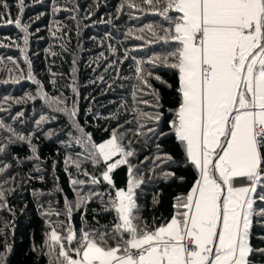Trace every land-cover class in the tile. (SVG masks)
I'll use <instances>...</instances> for the list:
<instances>
[{"label": "snow or ice", "instance_id": "6c2138e0", "mask_svg": "<svg viewBox=\"0 0 264 264\" xmlns=\"http://www.w3.org/2000/svg\"><path fill=\"white\" fill-rule=\"evenodd\" d=\"M69 4L72 6L53 0V16L69 12L70 19L77 21L80 7L72 0ZM15 6L17 14L13 17L9 0H0V25H14L21 34L17 39L0 38V48L18 49L27 67L21 69L12 57H7V62L0 58V70L10 76L0 83L18 84L28 80L37 87L35 95L27 93L21 99L6 97L4 103L43 100L53 112L68 118L67 139L61 142L63 147L66 150L73 146L79 148L75 155L66 153L63 161L75 199L64 194L63 210L53 209L50 204L42 213L47 218L65 217L55 223L50 219L46 221L49 231L45 233L44 243L49 264H264V0H124L117 13L125 7L140 13L150 12L162 17L168 25L148 24L139 31H147L150 38L137 35L135 39L146 43L162 42L172 48L147 61L131 57L139 82L133 98L137 99V92L150 96V100L141 98L138 102L152 111L134 108L133 120L127 121L135 124L134 130L121 132L124 125L105 128L108 136L99 142L80 124L77 100L73 99L69 105V98L58 88V95H50L45 84L33 74L27 54L31 23L23 21L25 0H16ZM99 6L97 3L96 9ZM94 15L90 6L84 18L91 19ZM111 22V18L97 21ZM64 27L54 20L49 26L52 37L64 40L67 36L63 33ZM128 35H132L131 29ZM110 38L111 34H106V39ZM100 46H104V41H100ZM60 47L67 51L64 44ZM107 47L115 55L116 49L111 44ZM47 51L52 57L58 55L51 49ZM101 59L108 60L104 52L93 61L97 68ZM127 59L129 52L126 50L119 63ZM116 63V60L108 62L104 71L114 68ZM144 63L171 71L175 85L147 71ZM72 64V80L67 87L78 97L75 59ZM62 75L49 68V82L53 88L57 86V77ZM99 79L103 81L104 78ZM151 80L160 88L154 87ZM161 89L171 93L172 107L165 109ZM3 111L7 109L0 106V112ZM23 116L24 113L19 112L12 119L20 120ZM55 119V116L40 115L35 129L28 135L17 132L15 127L0 119V131L6 133L0 140V156L10 155V144H27L31 152L27 159L37 162L36 173L43 172L40 165L44 161L33 138L43 124ZM105 119L118 120L119 116L113 113ZM164 122L167 131L162 127ZM54 134L58 135L50 131L45 137L51 139ZM129 135L155 137L156 140L171 136L182 150V161L176 162L172 154L156 143L154 155L145 156L140 162V165L150 162L149 173L155 175L157 168L169 163L193 170L191 186L186 193L174 197L168 219L158 221L153 217L149 222L139 214L137 190L145 183V176L140 165L133 163L138 153ZM13 160L21 163L18 157ZM11 167V163L0 160V176ZM55 167L53 162V172ZM122 167L127 169L126 182L124 187H117L113 174ZM36 178L44 180L43 175ZM160 178L166 182H185V177L174 171H162ZM54 180V192L63 193L59 178L54 177ZM13 182L14 176L0 180V210L12 211L6 192L15 189H5L4 185ZM101 186L106 191L95 190ZM85 188L90 190L85 192ZM161 195H153V205L160 203ZM97 200L100 211L92 209L94 223L90 224L87 208ZM74 211L84 213L81 215L83 226L79 229L72 223ZM104 215H111L112 219L101 224L98 217ZM0 235H4L3 229ZM0 247L3 248L0 264H7L11 247L6 240Z\"/></svg>", "mask_w": 264, "mask_h": 264}, {"label": "trees", "instance_id": "16d2710c", "mask_svg": "<svg viewBox=\"0 0 264 264\" xmlns=\"http://www.w3.org/2000/svg\"><path fill=\"white\" fill-rule=\"evenodd\" d=\"M55 2L72 6L69 4V0H55ZM123 2L124 0H72V3L78 4L80 7L77 21H73L70 19L71 13L69 12H61L53 16L51 11L53 0H42L41 3L25 0L26 8L23 21L31 23L27 54L32 62L33 74L45 84V90L50 95H58L59 92L56 90L58 88L65 97L69 98V105L73 99L77 100L79 122L86 131L93 135L97 142L107 138L108 133L104 131L105 128L111 129L118 125H124L120 129L121 132L129 129L134 130L135 124L127 123V121L133 120L134 108L152 111L151 108L138 102L141 98L150 100V96H142L141 93L137 92V99L134 100L133 98V92L137 89L139 82L135 78L136 64L131 57L147 61L154 55L166 53L172 48L171 45L162 42L146 43L143 40L135 39L137 35H143L146 39L150 38L147 31L144 33L139 31L148 24H164L165 27L168 25L162 17L150 12L140 13L125 7L122 12L117 13V8ZM15 3L16 0H9L13 17L17 14ZM97 3L100 5L98 9H96ZM90 6L95 11V15L91 19H85ZM37 16L40 19L37 20ZM101 18L104 20L111 18L112 22L97 23ZM54 20L66 26L63 28V33L67 34L64 40L52 37L49 26ZM77 23H79V32H77ZM129 29L132 30L131 36L128 35ZM109 33L111 38L106 39V34ZM20 35L19 30L14 25H0V38L17 39ZM100 41H104L103 47L100 46ZM5 42L7 41L5 40ZM61 44L66 46L67 51L60 47ZM108 44L116 49L115 55L108 51ZM49 49L57 52L58 55L50 56L47 51ZM126 50L129 52V59L119 63ZM100 52H104L108 60L101 59L99 61L100 67L97 68L93 61L97 59ZM7 57L17 60L20 68L26 70L27 66L24 64L18 49L15 47L0 48V58H4L7 62ZM73 59L76 60L75 79L79 92L78 97L73 94L71 88L67 87L72 80ZM113 60L117 61L115 67L105 72L106 64ZM8 66L11 67V64ZM143 66L147 71L159 74L175 85L176 81L171 71L164 68H153L147 63H144ZM49 68L52 72L63 74L62 77H57L56 88H53L49 82ZM101 76L104 78L103 81L99 79ZM4 79H10V76L7 72L0 70V80ZM151 83L154 87L160 88L155 80H151ZM36 87L28 80H22L18 84L0 83V106L7 109V111L0 112V119L15 127L17 132L25 135L33 132L35 121L42 114L56 117L55 120L43 124L33 138V143L38 146L39 154L44 161L40 165L44 169L43 172L36 173L34 168L37 162L27 159L31 155L27 144L20 142L10 144L8 149L10 155L0 156V160L12 164L9 171L4 176H0V180L6 179L8 176L15 177V182L4 185L5 189H15L11 193L6 192L7 203L12 211L0 210V229H3L4 232V235H0V246L6 240L11 247V251L7 253V264H49V257L46 255L47 247L44 243L46 240L45 233L49 231L46 221L50 219L55 223L58 220H65V217L61 215L60 217L47 218L42 213L49 208L50 204L53 209L63 210L64 194H67L69 199H75L68 182V176L64 171L63 161L66 153L75 155L79 148L73 146V148L66 150L61 143L67 139L68 118L62 113L53 112L40 99L22 104L11 101L4 103L6 97L21 99L27 93L35 95ZM161 91L164 94L165 109L172 107L171 93L164 89ZM19 112H23L24 116L20 120L14 121L12 117H15ZM113 113L118 114V120L105 119ZM165 115L169 116L167 111H165ZM162 127L164 131L168 130L166 122L162 124ZM50 131L58 133V135H52L51 139L46 138L45 133ZM5 135L6 133L0 131V140ZM128 138L133 140L138 153L137 157L133 158L134 164L140 165L145 156H153L156 143H160L166 152L172 154L176 162L182 161V150L177 147L174 137L169 136L156 140L155 137L149 139L148 137L137 138L129 135ZM13 157H18L21 163L17 164ZM53 162L56 165L54 172L52 170ZM87 167L90 171L92 170L90 166ZM140 167L145 176V183L137 190L139 214L149 222L153 217H156L158 221L170 218L174 197L188 191L193 181V170L187 166L178 167L177 163H169L157 168L156 174L153 175L148 172V168L151 167L150 162L140 165ZM162 171H174L177 175H183L185 182H166L160 178ZM126 172L127 169L122 167L113 174L117 187H124ZM40 175L44 176L43 181L36 178ZM149 176L152 178L149 179ZM54 177L59 178L58 184L64 189L63 193L54 192L56 183ZM80 178L83 179L84 177L81 176ZM89 190V188L84 189L85 192ZM95 190L106 191V188L101 186ZM33 193H43V195H33ZM48 193H52V195H48ZM156 193H162V195L160 196V203L153 205L152 198ZM100 207L98 200L88 205L86 215L90 224L94 223L91 220L92 209L100 211ZM82 214H84L82 211H74L73 213L72 223L77 229L83 226ZM98 218L101 224H106L112 219V216L104 215ZM5 223L8 224L6 228L4 227ZM0 250L3 248L0 247Z\"/></svg>", "mask_w": 264, "mask_h": 264}]
</instances>
